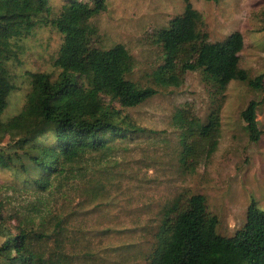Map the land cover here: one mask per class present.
<instances>
[{
    "label": "trees",
    "instance_id": "trees-1",
    "mask_svg": "<svg viewBox=\"0 0 264 264\" xmlns=\"http://www.w3.org/2000/svg\"><path fill=\"white\" fill-rule=\"evenodd\" d=\"M182 1L183 14L157 35L162 64L152 74L153 83L179 87V72L191 71L200 73L213 97H222L231 81L263 90L264 73L251 78L240 67L242 34L209 42L198 31L200 14L191 0ZM105 10L106 0H64L57 12L50 0H0V170L14 178L0 185V264H75L76 256L67 247L68 217L52 207L49 198H67L65 189L91 201L106 197V185L133 179L113 155L129 152L128 145L143 136L146 147H156L149 139L160 132L140 127L122 109L144 104L159 90L127 79L133 65L124 46L98 49L91 44L96 30L88 21ZM47 26L62 36L53 60L59 73L55 79L47 73L32 74L22 111L3 120L16 90L9 64L18 62V42ZM261 103L251 100L240 113L252 142L261 136ZM218 120L216 111L205 122L184 108L173 113L172 126L181 132L176 155L182 167L215 151ZM16 199L28 205L15 206ZM161 212L147 264H264V211L255 201L247 207L245 224L231 237L216 232L218 219L202 195L188 196L184 202L176 196Z\"/></svg>",
    "mask_w": 264,
    "mask_h": 264
},
{
    "label": "rangeland",
    "instance_id": "rangeland-1",
    "mask_svg": "<svg viewBox=\"0 0 264 264\" xmlns=\"http://www.w3.org/2000/svg\"><path fill=\"white\" fill-rule=\"evenodd\" d=\"M63 3L50 0L54 12ZM191 4L200 14L198 31L209 42H222L240 32L244 38L240 67L251 78L264 73V0H191ZM184 10L182 0H106V10L88 21L96 30L93 47L124 46L133 65L127 79L159 90L144 104L122 110L140 127L160 133L149 139L156 144L154 148L146 147L143 136L136 143L140 147L129 144V152L113 155L133 179L106 185V197L91 201L79 191L65 189L67 198L61 194L49 198V204L68 217L67 247L76 256L75 264H147L155 248L161 211L176 196L184 202L188 196L202 195L208 211L218 219L216 232L224 237L233 236L245 224L252 201L264 211V87L255 91L231 81L222 97H213L200 73L191 71L179 72V87L159 88L153 83L152 74L162 64L157 35ZM61 43V34L51 26L38 27L31 37L18 42V62L9 64L16 90L9 97L3 120L22 111L32 74L57 77L53 60ZM251 100L262 101L257 112L261 131L257 142L249 140L240 117ZM178 108L202 122L216 111L220 125L215 151L209 156L202 153L187 167L179 164L176 155L181 150V132L172 126V116ZM13 180L0 170V185ZM13 204L26 206L28 202L16 199Z\"/></svg>",
    "mask_w": 264,
    "mask_h": 264
}]
</instances>
